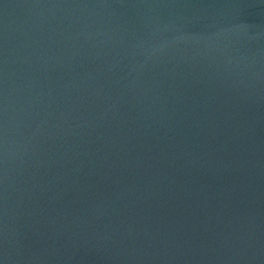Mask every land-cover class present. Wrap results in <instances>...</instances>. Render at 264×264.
<instances>
[{
    "label": "water",
    "instance_id": "95a60500",
    "mask_svg": "<svg viewBox=\"0 0 264 264\" xmlns=\"http://www.w3.org/2000/svg\"><path fill=\"white\" fill-rule=\"evenodd\" d=\"M0 264H264V0H0Z\"/></svg>",
    "mask_w": 264,
    "mask_h": 264
}]
</instances>
